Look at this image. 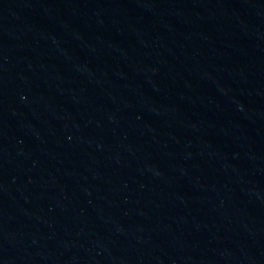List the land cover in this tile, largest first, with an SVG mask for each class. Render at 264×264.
I'll list each match as a JSON object with an SVG mask.
<instances>
[{"label": "water", "instance_id": "obj_1", "mask_svg": "<svg viewBox=\"0 0 264 264\" xmlns=\"http://www.w3.org/2000/svg\"><path fill=\"white\" fill-rule=\"evenodd\" d=\"M0 264H264V0H0Z\"/></svg>", "mask_w": 264, "mask_h": 264}]
</instances>
